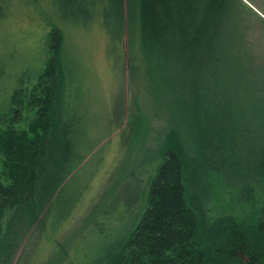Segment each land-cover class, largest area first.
I'll list each match as a JSON object with an SVG mask.
<instances>
[{"label":"trees","instance_id":"1","mask_svg":"<svg viewBox=\"0 0 264 264\" xmlns=\"http://www.w3.org/2000/svg\"><path fill=\"white\" fill-rule=\"evenodd\" d=\"M17 1L0 0V20ZM27 1L52 9L46 21L51 26L46 34L49 57L36 71L38 82L31 93L24 86L22 62L7 59L15 50L5 51L8 56L0 60V263L19 245L23 229L43 211L50 209L52 214L63 188L87 155L79 139L69 137L66 121L60 117L72 89L69 82H75L74 76L69 78L70 68L79 69L67 50L64 28L77 22L101 25L119 41L127 37L130 57L136 62L141 58V66L156 60L168 70L183 68L182 85L191 104L199 106L202 101V118L197 115L194 130L190 129L200 132L202 141L191 145L198 150L191 154L179 131L172 128L165 159L142 188L138 202L127 204L125 213L130 214L126 213L125 224L114 232L113 228L102 231L104 242L96 240L88 244L89 250L83 249L88 254L95 248L93 258L71 263L70 256L66 262L264 264V64L253 63L245 54L246 28L239 0ZM230 71L231 84L235 82L232 96L225 93ZM246 82L251 100L263 104L244 116L236 97ZM217 96H228V102L220 104ZM25 103L39 107L31 132L15 127ZM219 132H243L248 147L240 149L233 135L221 139ZM253 140L257 142L250 143ZM218 175L237 189L238 199L246 204L255 203L261 190L262 206L251 220L234 214L210 220L207 205L212 178ZM103 217L109 225L115 224L110 216ZM58 224L52 220L54 230ZM86 226L87 231L94 229L91 217Z\"/></svg>","mask_w":264,"mask_h":264},{"label":"rangeland","instance_id":"2","mask_svg":"<svg viewBox=\"0 0 264 264\" xmlns=\"http://www.w3.org/2000/svg\"><path fill=\"white\" fill-rule=\"evenodd\" d=\"M239 2L246 28L245 54L262 67L264 0ZM9 10V14L0 20V60L7 55L5 51L15 50L12 55H7V59L11 58L10 63L22 62V67L26 68L24 86L31 93L38 82L36 71L44 67L49 57L46 48L51 26L46 25V21L52 15V9L45 4L20 0ZM66 26L67 50L79 69L70 68L69 78L74 76L75 82H69L72 85L70 95L63 101L62 112L59 108L58 111L66 121L64 127L69 137L78 138L87 155L63 188L52 214L50 209L43 211L35 223L23 229L19 245H15L14 251L0 264H69L66 261L70 256L73 257L69 260L71 263L93 258L95 248L88 254H83V249L89 250L88 244L96 240L104 242L102 231L113 228L114 232L125 224L127 214H130L125 213L127 204L132 206L138 202L142 188L146 189L149 177L157 174L165 159L170 130L179 131L176 133L191 154L198 152L197 146L202 141L198 138L200 132H190L193 119L197 115L202 118V101L199 106L191 104L182 85L183 68L168 70L156 60L141 66V58L136 62L130 57L127 37L120 41L112 38L101 25L73 22ZM234 88L235 82L231 84L230 79L225 93L232 96ZM238 95L233 97L240 99L244 116L263 104L251 100L247 82L238 89ZM217 97L220 104L229 99L228 96ZM214 99L216 101L215 96ZM38 110L39 107L25 103L16 129L31 132ZM240 133L219 132L218 136L222 139L226 134L233 135V143L244 149L249 143ZM231 140L228 141L230 145ZM253 142L257 141L250 143ZM213 178V194L210 193L207 205L210 220L231 214L251 220L257 214L262 206L261 190L255 203L246 204L238 199L235 187L226 180L221 181L219 175ZM103 216H110L115 224L109 225ZM90 217L94 229L87 231ZM40 220L44 221L43 225L37 224ZM52 220L59 223L55 230ZM85 231L87 234L78 245V239Z\"/></svg>","mask_w":264,"mask_h":264}]
</instances>
